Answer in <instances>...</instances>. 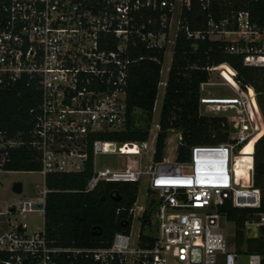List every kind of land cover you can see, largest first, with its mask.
I'll return each mask as SVG.
<instances>
[{
    "label": "built area",
    "instance_id": "obj_1",
    "mask_svg": "<svg viewBox=\"0 0 264 264\" xmlns=\"http://www.w3.org/2000/svg\"><path fill=\"white\" fill-rule=\"evenodd\" d=\"M196 2L206 13V25L198 31L185 28L187 39L212 41L217 36V41L227 44V52L243 55L245 66L264 68V26L252 22L248 10H234L230 0ZM214 2L229 9L213 13ZM181 4L182 14L192 0ZM175 5L176 0H0V91L30 89L35 95L28 142L0 130V168L7 151L27 147L41 165L38 172L43 177L81 172L90 136L122 132L126 127L127 67L133 62L128 58L129 46L135 48L139 41L146 48L162 49L150 41L157 32L165 33ZM205 86L200 84V94ZM245 89L243 101L199 97V113L200 105H205L204 116L216 112L225 117L228 141L193 146L185 162L165 154L155 162L157 136L150 159L149 137L121 145L100 139L91 143L93 171L85 192L100 184L147 182L148 205L136 202L130 209L132 216L137 209L141 218L151 213L147 225L142 227L141 220L135 241L130 229L115 234L106 247L51 245L45 234L48 190L36 185L33 195L21 193L4 209L0 206V264H195L191 258L195 248L200 250L197 264H264L259 254H247L240 261L245 246L238 251L236 241L230 243L222 233L221 220L226 217L219 211L224 203L255 210L264 203V177L261 188L254 184L253 142L260 134L264 138V119L255 90ZM213 101L216 108H210ZM155 128L159 131L158 124ZM251 143L252 150L242 161L244 170L237 175L241 153ZM99 155H146L147 161L98 168ZM32 214L42 218L38 230H29L24 222ZM263 227L264 212L256 213L245 222V238H257Z\"/></svg>",
    "mask_w": 264,
    "mask_h": 264
},
{
    "label": "trees",
    "instance_id": "obj_2",
    "mask_svg": "<svg viewBox=\"0 0 264 264\" xmlns=\"http://www.w3.org/2000/svg\"><path fill=\"white\" fill-rule=\"evenodd\" d=\"M173 2V0H167ZM234 10L246 9L251 21L264 26V1L230 0ZM229 9L214 2L213 13ZM231 9V8H230ZM171 16V14H168ZM176 36L171 66L158 119L159 131L155 142L153 160L164 157L165 142L169 130L180 131L181 144L176 160L189 159L193 146H216L228 141L226 120L219 116H202L199 113V86L209 81L208 70L227 65L235 72L234 81L241 89L251 86L257 95V103L264 119V68H251L243 64V55L227 52V44L220 41H194L187 39L185 28L198 31L205 28L206 13L196 0L191 8H183ZM195 45V47H193ZM127 78V124L122 132L91 135L88 143L87 161L79 173H51L44 177L48 190L45 204V234L51 245L61 248L106 247L117 233H129L133 221L130 209L137 202L138 183L100 184L95 190L85 192L86 183L92 175L93 156L91 143L95 139L116 142L119 145L144 142L149 137L150 123L160 82L164 49L146 48L137 41V47L129 46ZM142 58V59H140ZM33 91H0V130L8 137H22L28 142L31 128L29 110L35 105ZM139 120L146 125L142 127ZM0 170L38 172L41 169L34 153L27 147L9 150ZM264 177V138L255 144L254 184L261 188ZM226 220L235 225L236 248L241 252L245 246L248 254L264 256V227L257 238H245V222L260 209H236L229 203L219 207ZM143 216L142 227L149 223V215Z\"/></svg>",
    "mask_w": 264,
    "mask_h": 264
},
{
    "label": "rangeland",
    "instance_id": "obj_3",
    "mask_svg": "<svg viewBox=\"0 0 264 264\" xmlns=\"http://www.w3.org/2000/svg\"><path fill=\"white\" fill-rule=\"evenodd\" d=\"M181 0H176V5L173 12V17L170 20L167 30L165 33L157 32L156 36L151 39L150 43L157 45L160 48L164 49V59L161 65V73H160V82L158 86L157 97L155 101L154 111L152 115V121L150 123L149 130V138L152 139L150 141V146L148 148V159L152 156L153 149V141L157 136L158 130L155 128V125L158 124V119L160 115L161 105L163 101L165 84L167 82L169 69L171 66V60L173 56V50L175 45L176 36L179 30V21L181 14ZM158 31V30H157ZM219 37L213 36L211 38L212 41H217ZM195 47V45L193 46ZM229 52V51H228ZM209 72V81L206 83L204 87V92L202 94L199 93L200 98H211L214 100L218 99H226V98H241L243 101V96L241 93L242 89L239 91L234 90L232 87L227 85L225 80L221 77L219 71L214 70L213 68L208 70ZM243 90L246 89L244 88ZM209 92V94H207ZM200 103V102H199ZM218 105L217 102L213 101L210 108H216ZM205 105H200V115L205 114L204 110ZM209 110V109H208ZM209 113V112H208ZM211 116H219L216 112L210 113ZM224 116L227 114H223ZM225 118V117H224ZM139 124L144 127L146 123L143 120H139ZM180 138V131L178 130H169L168 137L165 142L164 154L170 158H173L176 155V140ZM181 140V139H180ZM153 143V144H152ZM147 161V156L143 155V157L139 156H130L129 158L122 156L117 157L115 155H99L97 157L98 168L109 167L111 169L114 168L115 164L118 162L121 165H126L132 163L133 165H138L140 162ZM16 182H20L22 184V194L23 196H30L34 194L35 186L38 185L40 187L44 186V177L40 172H22V171H9L5 172L0 170V206L4 209L7 207L10 202L17 200L21 195L16 194L13 190L14 184ZM139 192L137 196V204L138 206L148 205L146 190H147V182L146 180H142L139 184ZM8 218L13 219L12 216H8ZM142 218L140 217V212L136 209L133 215V221L131 225V233L132 240L135 241L137 235L141 231V223ZM28 229L38 230L42 227V218L38 214L29 215L24 221ZM221 224L223 226L222 233L226 236L230 243L235 242V225L232 222L227 220H221ZM248 252L242 250L239 254L240 261H244V256H247Z\"/></svg>",
    "mask_w": 264,
    "mask_h": 264
},
{
    "label": "bare ground",
    "instance_id": "obj_4",
    "mask_svg": "<svg viewBox=\"0 0 264 264\" xmlns=\"http://www.w3.org/2000/svg\"><path fill=\"white\" fill-rule=\"evenodd\" d=\"M216 71H219L221 77L225 80V82L227 83V85H229L230 87H232L234 90H238L239 86L238 84H236V82L233 79V70L231 68H229L227 65L223 64L221 66L218 67H214L213 68ZM262 134H260L259 136H257L255 138V140L253 142H257L261 137ZM252 150V143L244 150V152L241 153V160L238 161L237 167H236V171H237V175L242 174L243 172V166H242V161H244V157L245 154H250L249 152ZM128 154H131L130 152H128Z\"/></svg>",
    "mask_w": 264,
    "mask_h": 264
},
{
    "label": "water",
    "instance_id": "obj_5",
    "mask_svg": "<svg viewBox=\"0 0 264 264\" xmlns=\"http://www.w3.org/2000/svg\"><path fill=\"white\" fill-rule=\"evenodd\" d=\"M13 190L16 194H21L22 193V184L20 182H16L14 184ZM191 258H192V263H200V250L195 248L191 252Z\"/></svg>",
    "mask_w": 264,
    "mask_h": 264
}]
</instances>
